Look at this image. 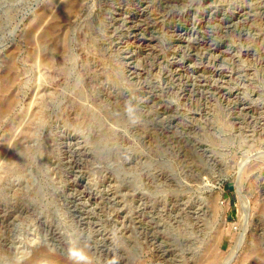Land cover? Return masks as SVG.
<instances>
[{
	"label": "rangeland",
	"instance_id": "rangeland-1",
	"mask_svg": "<svg viewBox=\"0 0 264 264\" xmlns=\"http://www.w3.org/2000/svg\"><path fill=\"white\" fill-rule=\"evenodd\" d=\"M59 1L0 0V264H264V0H79L44 33Z\"/></svg>",
	"mask_w": 264,
	"mask_h": 264
},
{
	"label": "bare ground",
	"instance_id": "bare-ground-1",
	"mask_svg": "<svg viewBox=\"0 0 264 264\" xmlns=\"http://www.w3.org/2000/svg\"><path fill=\"white\" fill-rule=\"evenodd\" d=\"M78 2H79V0H62V1H59L58 4L61 6L62 10L59 13H55L53 18H57V19L51 21V23L48 26H46V28L44 29L45 30L44 33L52 32V29L59 24L58 20L60 18H58V17L69 15L73 10H75V8L78 5ZM41 19L42 18L39 15L36 18L34 25H32V26L37 25L41 21ZM209 22H211V21H209ZM237 22H239L241 25H243L244 19L243 18L237 19V21L235 23H237ZM43 34H40L38 37L41 38V35H43ZM248 158H250V157H248ZM246 172H247L246 164H243L240 167V169L238 170V172H236V174L234 173L235 174L234 180H235V184H236V191H237V196H238V201H239L238 211H239V217H240L241 224L239 223L240 226L238 227L239 228L238 232L234 236H232L233 237V244L231 245V249H229L230 254L237 253V251L243 245V243L245 241L246 234H247L246 233L247 232L246 222H247V218L249 216L248 206H249L250 201H249V198L247 197V193H245L243 188H242V183H243L242 179H243V176ZM235 229H237V226H235ZM263 248H264V246H263ZM26 249H28V248H26ZM28 252H29V250H25V254ZM263 252H264V249H263ZM37 253H39V252H37ZM38 257L41 261V264H70L71 263V262L69 263V261H67L66 259L60 258L58 255L54 256V255H51L49 253H42V254L40 253V254H38ZM19 258L20 257H18V259ZM213 259L214 258L212 256V254H207L203 260L209 262V261H212ZM26 263H28V261H26L25 264Z\"/></svg>",
	"mask_w": 264,
	"mask_h": 264
}]
</instances>
